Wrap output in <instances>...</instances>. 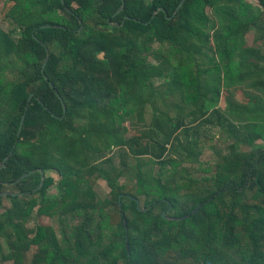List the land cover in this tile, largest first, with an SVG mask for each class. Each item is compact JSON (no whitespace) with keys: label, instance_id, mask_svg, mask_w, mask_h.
<instances>
[{"label":"trees","instance_id":"trees-1","mask_svg":"<svg viewBox=\"0 0 264 264\" xmlns=\"http://www.w3.org/2000/svg\"><path fill=\"white\" fill-rule=\"evenodd\" d=\"M11 1L0 194L18 192L0 239L12 261L35 248L30 264H264V109H233L236 123L219 108L245 78L264 87V0ZM206 127L232 142L215 146ZM40 170L60 177L57 196ZM35 211L59 232L26 228Z\"/></svg>","mask_w":264,"mask_h":264},{"label":"rangeland","instance_id":"rangeland-1","mask_svg":"<svg viewBox=\"0 0 264 264\" xmlns=\"http://www.w3.org/2000/svg\"><path fill=\"white\" fill-rule=\"evenodd\" d=\"M249 2L253 5L257 3L256 0H249ZM13 5L14 3L11 0H0V25L5 31L12 34L13 37L16 39L19 29L16 28V26L12 23L11 19L8 16V13L13 7ZM254 39H255V29L253 27H247L244 31V40L248 47L255 45ZM256 46H259V44H256ZM208 55H211V53L208 52ZM207 59L208 58L205 56H202L200 58V61L203 63L204 66L208 65ZM235 59L237 60L238 58L235 57ZM149 62L153 64H157L156 61L152 60L151 58L149 59ZM258 80L259 78L257 77L255 78L254 76H252L249 78H245L242 85L238 87H234L233 89H230V91L226 93H225V90H223L220 104H219L221 113L226 114L227 117H229L232 121L238 123V119L235 118L236 116L235 113H230L229 115V112L232 111L233 109L240 110L243 107L254 109L257 106L259 110L264 109V87L259 85L260 82L257 83ZM223 93H225L224 95L225 98L223 96ZM167 103L169 102L167 101ZM164 107L165 106L161 108H164ZM252 118L255 121H260L262 116L259 115L257 111L256 113H254V116ZM125 125L129 127V122H126ZM205 129L206 131L208 130L207 136L210 137L212 135L213 138L211 140L214 142V145L219 148L226 149L227 145L232 142V138L228 136V133L226 131H223L216 127H212V128L206 127ZM193 136H194V130L188 132V140H193ZM243 150H249V148L243 147ZM122 153H124V150L115 149L114 153L111 155L112 163L116 167L118 166L120 167V160H121L120 154ZM97 161L100 162L102 161V159L99 158ZM81 172H85V169H82ZM44 173H45L46 178L52 177L56 180V184H54L47 190L48 195L54 196V197L57 196V192H58L57 191V181L59 180L60 177L56 173L51 172V171L47 173L44 172ZM119 181L121 183H125L126 179L120 178ZM95 189L98 192L100 197L101 196L103 198L109 197L111 189L108 186V181L105 180L104 178H100L97 181ZM16 192H18V190L15 187L13 188V186H11V188L10 187L4 188L3 193L1 195L2 197L0 198V204H1L0 214L5 212L7 209H12L13 207L12 200L8 194L6 195V193H16ZM35 196H38V194ZM22 197H25V196H22ZM143 203L144 201L141 202V206L144 205ZM58 220H59L58 218L51 219L47 217H39V215L35 211L33 212V215H31V217L28 218L25 226L26 228L31 229V228H35L37 225H40V224L47 225V226L50 225V226H53L57 230V232H59L58 231L59 229ZM35 251L36 249L34 248V249L29 250L26 253V260L24 264L31 263ZM11 253L12 252L10 251L9 244L5 242V240L0 239V264H16L11 259Z\"/></svg>","mask_w":264,"mask_h":264},{"label":"water","instance_id":"water-1","mask_svg":"<svg viewBox=\"0 0 264 264\" xmlns=\"http://www.w3.org/2000/svg\"><path fill=\"white\" fill-rule=\"evenodd\" d=\"M184 1V0H183ZM182 5H183V3L180 5V7L178 8V10L182 7ZM32 98H33V95H31L30 96V98H29V102L32 100ZM65 108V114H66V112H67V108H66V106L64 107ZM24 121H25V116L23 117V120H22V124H21V128H20V131H19V136H20V134H21V131H22V128H23V124H24ZM4 165L5 164H3V166L2 167H4ZM40 172H41V174L43 175V179H42V184H41V187L44 185V182H45V173H44V170H40ZM28 176V174H26V175H24L20 180H18L16 183H18V182H20L21 180H23L24 178H26ZM40 187V188H41ZM9 195L10 193H6V195ZM2 194H0V196H1Z\"/></svg>","mask_w":264,"mask_h":264}]
</instances>
